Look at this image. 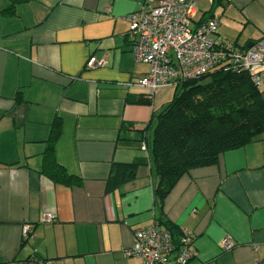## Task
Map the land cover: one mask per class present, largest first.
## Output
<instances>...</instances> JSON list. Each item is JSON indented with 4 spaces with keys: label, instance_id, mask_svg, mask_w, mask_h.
Wrapping results in <instances>:
<instances>
[{
    "label": "crops",
    "instance_id": "1",
    "mask_svg": "<svg viewBox=\"0 0 264 264\" xmlns=\"http://www.w3.org/2000/svg\"><path fill=\"white\" fill-rule=\"evenodd\" d=\"M144 0H0V264H138L124 250L133 232L161 218L193 238L188 264H264V133L192 168L155 205L149 158L155 115L175 93L134 84L148 65L134 59L126 16ZM196 20L249 28L230 42L264 36V0H198ZM243 43V44H242ZM106 63L85 68L90 56ZM264 97V82L260 86ZM150 97L151 104L135 102ZM54 155L78 184L42 173L51 125ZM148 124H151L147 127ZM145 144L146 149L142 148ZM142 160L135 177L108 189L114 163ZM54 215L51 222L43 221ZM31 233L24 240L22 226ZM231 238L229 251L222 240Z\"/></svg>",
    "mask_w": 264,
    "mask_h": 264
},
{
    "label": "trees",
    "instance_id": "2",
    "mask_svg": "<svg viewBox=\"0 0 264 264\" xmlns=\"http://www.w3.org/2000/svg\"><path fill=\"white\" fill-rule=\"evenodd\" d=\"M20 1L28 0H9L5 12L11 13ZM135 102L150 105L151 99L142 96ZM60 126V120L54 119L42 154V173L55 183L78 184L79 179L55 159L54 144ZM151 126L147 148L157 177L155 205L161 213L165 197L184 173L212 165L222 152L243 147L264 133V97L248 71L219 65L201 76L178 82L173 98L155 115ZM142 162L114 163L107 188L111 190L134 178ZM157 221L160 223L161 218ZM164 224L172 233L181 231Z\"/></svg>",
    "mask_w": 264,
    "mask_h": 264
},
{
    "label": "built area",
    "instance_id": "3",
    "mask_svg": "<svg viewBox=\"0 0 264 264\" xmlns=\"http://www.w3.org/2000/svg\"><path fill=\"white\" fill-rule=\"evenodd\" d=\"M198 0H144L139 9L125 18L131 51L136 61L148 65L147 72L134 84L153 93L166 85L207 73L219 65L235 71L245 70L260 87L264 82V36L250 47L238 48L217 37L219 19L215 16L196 20ZM106 63L104 57L90 56L85 68ZM142 148L146 149L145 144ZM54 220V215L43 218ZM26 240L31 228L22 226ZM231 238L222 240V249L229 251ZM127 257H136L138 264H188L193 257V238L186 231L172 233L154 220L133 232L132 245L124 250ZM39 264H46L40 261Z\"/></svg>",
    "mask_w": 264,
    "mask_h": 264
},
{
    "label": "rangeland",
    "instance_id": "4",
    "mask_svg": "<svg viewBox=\"0 0 264 264\" xmlns=\"http://www.w3.org/2000/svg\"><path fill=\"white\" fill-rule=\"evenodd\" d=\"M230 25L227 26L226 24L222 25L224 26L223 28H219V34L221 33V30L226 31V35L227 38L230 40V42H235L238 38L241 41L245 34L247 33L248 29L247 27H245L244 23H239L238 21L234 22V23H229ZM222 34V33H221ZM243 42V41H241ZM243 44V43H242ZM209 78V77H207ZM208 80V79H207Z\"/></svg>",
    "mask_w": 264,
    "mask_h": 264
},
{
    "label": "water",
    "instance_id": "5",
    "mask_svg": "<svg viewBox=\"0 0 264 264\" xmlns=\"http://www.w3.org/2000/svg\"><path fill=\"white\" fill-rule=\"evenodd\" d=\"M250 46H251V43L248 44V47H250Z\"/></svg>",
    "mask_w": 264,
    "mask_h": 264
}]
</instances>
